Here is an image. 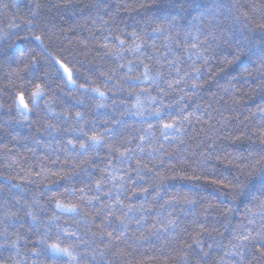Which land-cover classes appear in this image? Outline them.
Returning <instances> with one entry per match:
<instances>
[{
	"label": "trees",
	"instance_id": "16d2710c",
	"mask_svg": "<svg viewBox=\"0 0 264 264\" xmlns=\"http://www.w3.org/2000/svg\"><path fill=\"white\" fill-rule=\"evenodd\" d=\"M260 24L264 0H0V264H239L264 196L227 213L223 185L264 156Z\"/></svg>",
	"mask_w": 264,
	"mask_h": 264
},
{
	"label": "snow or ice",
	"instance_id": "6c2138e0",
	"mask_svg": "<svg viewBox=\"0 0 264 264\" xmlns=\"http://www.w3.org/2000/svg\"><path fill=\"white\" fill-rule=\"evenodd\" d=\"M37 7H39V5H37ZM178 7L181 10H183L184 5L180 4L178 5ZM173 20H175V17L173 18ZM29 23L31 24L32 21H29ZM257 27L264 29V24H260ZM162 30L163 29H161L160 27L153 29L154 32H161ZM35 39L39 41L41 38L40 36H36ZM121 44H123L122 40H121ZM136 47H139V45H137ZM192 47L196 48L197 45L193 44ZM33 63L34 64L38 63V61H36L34 58ZM56 63L59 64L60 67L63 68V71L68 74L69 82H73L69 69L65 67L59 60H57ZM196 71H199V70L197 69ZM147 78H148L147 75H145V79ZM193 87H195V85H193ZM43 91L44 90L41 87V85L37 84L35 87V90L31 93V98H32L33 103H35L36 100L43 95ZM94 91L98 92L101 96L104 95V93L100 92L99 89H94ZM16 106L18 110H21L24 113L29 111V106L28 104L25 103L23 95H19L18 103ZM157 114H159V111ZM77 115H80V114L78 113ZM184 119H187V117H184ZM113 123L118 124L120 123V120L118 119L114 120ZM178 123H179L178 120H174L171 123L164 124L163 128L164 129L174 128L177 126ZM46 127L51 128L52 126L46 125ZM89 141L91 142L90 144H89ZM102 141H103L102 136L92 135L88 137L87 141H81L79 147L80 149L87 151L90 146L101 144ZM68 143L73 144V141L69 140ZM260 144L264 146V134H262ZM73 147H75L74 144H73ZM261 151H264V147L261 148ZM120 155L123 156L124 153H121ZM254 181L259 184L260 194L264 196V156H261V158L257 160L255 164L252 165V170L246 173L244 180H240L239 178H237L235 183L223 185L225 188L231 189V200L228 202L230 206L225 209L227 213H231L233 211L232 206L235 205L237 200L251 198L252 201H256L258 199V197L254 196L252 192ZM99 188H100V182L98 181L97 189L99 190ZM185 203L194 204L195 202L185 197ZM57 207L67 208L68 206L61 204L60 201H57ZM70 210L74 211L75 206H72ZM29 215H31V213H29ZM257 217H259L261 220H264V199L259 200V202L256 204L255 210L253 208L246 209V218L248 219L249 225H254ZM32 218L35 219L34 216ZM120 222L122 225H124L125 228L127 227L126 224H124L123 220H121ZM170 223H173V222H170ZM120 235L122 236L123 233H120ZM107 236L109 240H111L112 233L108 232ZM232 239L236 241L235 243H231V248L233 249L232 254L240 256L239 264H243L244 249L249 248L250 245H254L256 248V251H258L260 255L264 257V225H262L260 229L245 228L243 233L234 234ZM197 246H199V243L197 244ZM209 247H211V245H209ZM48 248L51 249L53 253H63L64 255H67L69 258L75 259V257L73 256L72 250L70 248H61L56 243L49 244ZM205 255H207V253H205Z\"/></svg>",
	"mask_w": 264,
	"mask_h": 264
},
{
	"label": "rangeland",
	"instance_id": "374dc122",
	"mask_svg": "<svg viewBox=\"0 0 264 264\" xmlns=\"http://www.w3.org/2000/svg\"><path fill=\"white\" fill-rule=\"evenodd\" d=\"M59 67H60V65H59ZM60 69H61L64 77L66 78L68 84L73 85V82H69V80H68V74L63 71V68L60 67ZM17 103H18V98H17Z\"/></svg>",
	"mask_w": 264,
	"mask_h": 264
}]
</instances>
